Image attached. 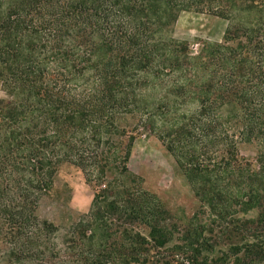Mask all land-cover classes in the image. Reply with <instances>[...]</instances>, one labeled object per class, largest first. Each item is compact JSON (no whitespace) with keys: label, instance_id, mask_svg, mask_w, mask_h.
Returning a JSON list of instances; mask_svg holds the SVG:
<instances>
[{"label":"trees","instance_id":"1","mask_svg":"<svg viewBox=\"0 0 264 264\" xmlns=\"http://www.w3.org/2000/svg\"><path fill=\"white\" fill-rule=\"evenodd\" d=\"M186 11L222 42L192 55ZM0 83V264H264V0H0ZM128 119L190 184L188 224L130 171ZM63 164L95 195L60 238L37 211Z\"/></svg>","mask_w":264,"mask_h":264},{"label":"rangeland","instance_id":"2","mask_svg":"<svg viewBox=\"0 0 264 264\" xmlns=\"http://www.w3.org/2000/svg\"><path fill=\"white\" fill-rule=\"evenodd\" d=\"M227 26L228 22L217 16L186 11L181 13L177 21L174 37L178 42L187 43L190 53L197 55L204 42H222ZM9 99L0 83V101ZM125 126L128 127L129 135L135 137L128 163L130 171L143 179L145 189L157 195L178 225L188 224L200 210V202L175 159L157 137L136 119H128ZM240 154L258 167L255 145H241ZM94 195L95 186L87 182L83 171L73 165L63 164L53 191L41 201L37 215L41 221L55 225L61 238L74 222L91 210ZM248 216L256 217L257 212Z\"/></svg>","mask_w":264,"mask_h":264}]
</instances>
